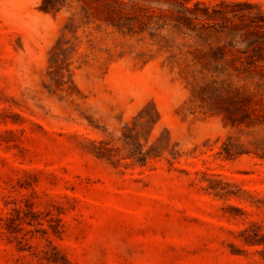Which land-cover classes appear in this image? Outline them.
Returning <instances> with one entry per match:
<instances>
[{
  "label": "rangeland",
  "instance_id": "374dc122",
  "mask_svg": "<svg viewBox=\"0 0 264 264\" xmlns=\"http://www.w3.org/2000/svg\"><path fill=\"white\" fill-rule=\"evenodd\" d=\"M41 2L0 0V264H264V119L211 107L189 28Z\"/></svg>",
  "mask_w": 264,
  "mask_h": 264
},
{
  "label": "trees",
  "instance_id": "16d2710c",
  "mask_svg": "<svg viewBox=\"0 0 264 264\" xmlns=\"http://www.w3.org/2000/svg\"><path fill=\"white\" fill-rule=\"evenodd\" d=\"M62 0H42L39 9L45 12L57 9ZM85 16L112 25L118 29L153 27L180 30L189 28L194 39L189 52L198 58L203 68L211 63L217 75L227 77L210 80L201 88L209 91L211 107L223 112L232 123L241 121L235 112H251L264 119V94L252 92L245 86L234 85L228 79L254 77L264 79V11L244 12L252 4L240 0H220L216 3L195 0L173 3L176 8H154L153 0H78ZM188 1V0H185ZM244 43V47L239 44ZM249 117V116H248ZM227 151V150H226Z\"/></svg>",
  "mask_w": 264,
  "mask_h": 264
}]
</instances>
